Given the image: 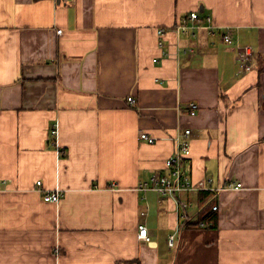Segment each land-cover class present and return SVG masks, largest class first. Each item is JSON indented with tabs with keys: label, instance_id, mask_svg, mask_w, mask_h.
Segmentation results:
<instances>
[{
	"label": "crops",
	"instance_id": "1",
	"mask_svg": "<svg viewBox=\"0 0 264 264\" xmlns=\"http://www.w3.org/2000/svg\"><path fill=\"white\" fill-rule=\"evenodd\" d=\"M187 129L188 220L142 189ZM0 264H264V0H0Z\"/></svg>",
	"mask_w": 264,
	"mask_h": 264
},
{
	"label": "built area",
	"instance_id": "2",
	"mask_svg": "<svg viewBox=\"0 0 264 264\" xmlns=\"http://www.w3.org/2000/svg\"><path fill=\"white\" fill-rule=\"evenodd\" d=\"M188 21H194L196 22V25L199 26L202 22V19L198 12H192L188 18H183L181 20L180 26L178 28V32H186L189 28ZM212 29V26H210ZM60 34L62 33L61 30L58 31ZM224 40L232 44L233 40L231 38L230 33L224 34ZM252 49L251 47H240L238 48V55L239 60L242 63V66L245 70H250V61L252 58ZM129 101L132 103H135L134 98H129ZM199 111V106L195 103L190 105L189 112L191 115H196ZM52 134L55 137V148L57 150V154H61V145L59 141V123L56 122V124L53 126ZM192 134L191 129H187L185 132L186 139H182L180 137H177L176 140V148L177 153L174 157L170 158L167 161V167L170 170L169 174L167 175H161L156 174L152 177V186L148 187L147 185H144L142 189L145 192H148L149 190H154L161 195L168 196L170 198H174L177 200L180 208L183 210L182 218L188 220V209L191 206V202L189 200H183L182 196L184 194L190 193L195 190V187L191 181V177L183 172V159L189 157L191 155V145L188 141L189 136ZM141 141L147 142L149 144H155L158 141V138L155 136H150L146 132H143L139 136ZM38 185H42V182H38ZM230 187L234 189H240L243 187V184L241 182L232 183L230 184ZM61 190H56L52 193H46L44 196L45 201L47 202H59L61 198ZM219 206H214L213 210L217 211ZM202 226H205L204 223L199 224ZM139 237L142 240H145L147 242H150V237L148 234V229L145 225L140 226V232ZM169 245L173 247L175 245V236H171L169 239Z\"/></svg>",
	"mask_w": 264,
	"mask_h": 264
},
{
	"label": "trees",
	"instance_id": "3",
	"mask_svg": "<svg viewBox=\"0 0 264 264\" xmlns=\"http://www.w3.org/2000/svg\"><path fill=\"white\" fill-rule=\"evenodd\" d=\"M202 198L200 200V204L202 207V219L201 221L207 222V224L212 227H217L218 225V219L216 212L212 209V206L215 203V199L212 198L211 195H208L207 193L202 192L201 194ZM214 206V205H213Z\"/></svg>",
	"mask_w": 264,
	"mask_h": 264
}]
</instances>
